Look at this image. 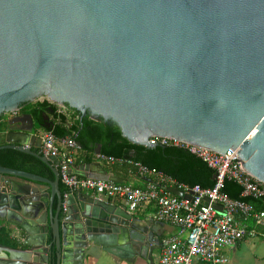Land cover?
Instances as JSON below:
<instances>
[{
  "label": "water",
  "instance_id": "1",
  "mask_svg": "<svg viewBox=\"0 0 264 264\" xmlns=\"http://www.w3.org/2000/svg\"><path fill=\"white\" fill-rule=\"evenodd\" d=\"M42 97L132 143L237 149L236 164L264 183V0H0V149L37 157L54 175L0 166V232L22 244L0 241V264L149 256L160 242L126 205L61 189L32 116L17 114ZM80 168L125 182L99 161Z\"/></svg>",
  "mask_w": 264,
  "mask_h": 264
},
{
  "label": "built area",
  "instance_id": "2",
  "mask_svg": "<svg viewBox=\"0 0 264 264\" xmlns=\"http://www.w3.org/2000/svg\"><path fill=\"white\" fill-rule=\"evenodd\" d=\"M41 154L50 159L57 169L61 183L69 190H93L103 198H116L125 202L129 212H136L141 206L155 207V217L177 227L176 234L163 239L157 264H195V261L224 264L227 258L222 249L236 244L245 236L260 233L264 228V211H256L252 205L230 198L222 192L226 178L242 186V196L261 197L264 183L243 171L234 161L237 149H227L223 155L209 149L183 143L169 137L153 136L151 145H174L187 148L201 158L215 171L212 187L189 186L178 183L156 169L140 162H130L141 176L156 177L155 183L137 187L122 182L99 180L78 175L72 171L80 147L72 137L58 138L51 131H40ZM94 160L107 164L117 163L114 157L94 153ZM60 157V159H58ZM171 185L188 197L177 196L161 188ZM205 199L208 203L205 204ZM221 206L218 210L216 206ZM252 220L255 226H249Z\"/></svg>",
  "mask_w": 264,
  "mask_h": 264
},
{
  "label": "trees",
  "instance_id": "3",
  "mask_svg": "<svg viewBox=\"0 0 264 264\" xmlns=\"http://www.w3.org/2000/svg\"><path fill=\"white\" fill-rule=\"evenodd\" d=\"M69 110L71 114L63 113L56 103L48 99H38L22 105L19 111L30 114L38 128L51 131L58 138L72 137L79 145V151L89 155V160L92 156L94 159L93 153L100 145V153L114 157L121 165L132 166L130 162H140L148 168L156 169L173 178L178 183H185L189 186L197 184L201 187L214 185L215 171L187 148L174 145L145 146L132 143L122 135L116 125L108 124L102 119L94 120L88 114L81 118L79 111L72 108ZM4 142V139L0 138V145L5 144ZM0 166L54 179L53 173L44 162L15 149H0ZM60 186L66 190L63 184L60 183ZM242 191V186L235 180L225 179L223 193L232 199L252 205L256 211H264V195L261 197L242 196ZM249 226H255L254 221L250 220Z\"/></svg>",
  "mask_w": 264,
  "mask_h": 264
},
{
  "label": "crops",
  "instance_id": "4",
  "mask_svg": "<svg viewBox=\"0 0 264 264\" xmlns=\"http://www.w3.org/2000/svg\"><path fill=\"white\" fill-rule=\"evenodd\" d=\"M59 110L63 113L69 112L63 106L58 105ZM21 109V108H20ZM19 109V110H20ZM70 113V112H69ZM17 114H23L21 111H18ZM71 114V113H70ZM14 114H9L6 117H12ZM5 117V116H4ZM42 129L38 128L35 124V133L40 136L39 132ZM98 147V146H97ZM40 149V148H38ZM97 150V148H96ZM96 150L94 153H96ZM93 153V154H94ZM85 154L82 151L77 152L75 157V171L76 172H84V169L80 168L87 163H92L94 160L92 159V154ZM88 158V159H87ZM105 170L109 172H113L115 176L119 178H123L125 183L131 184L137 187H144L148 182H146L143 177L137 173L136 169L133 166L129 165H121V163L117 162L114 164H107L104 162H100ZM147 178L152 179L154 182L156 181V177L154 176H146ZM163 189L172 187L171 185H161ZM66 190H69L66 188ZM77 191V190H75ZM83 192L89 194H96L93 190L82 189ZM109 202H113L116 205L125 204L124 201L116 198H105ZM134 216L139 220V223L142 227H145L148 231V234L151 233L153 237L157 238L159 242L166 237L174 235L177 233V227L170 225L169 223L158 221L155 217V207L153 205H143L136 212H134ZM260 233L254 236H245L241 240H239L236 244L230 247H225L222 249L223 255L227 258V262L224 264H264V228L259 227ZM0 241L4 244H11L12 246L19 247L21 246V242L18 239L12 240L8 239L6 235V229L3 228L0 232ZM161 252V245L155 247L151 255L149 256H135L132 260H129L124 257H117L114 255H110L109 253L99 252L94 255L85 256L84 264H157L158 258ZM195 264H212L210 262L203 261H195Z\"/></svg>",
  "mask_w": 264,
  "mask_h": 264
},
{
  "label": "flooded vegetation",
  "instance_id": "5",
  "mask_svg": "<svg viewBox=\"0 0 264 264\" xmlns=\"http://www.w3.org/2000/svg\"><path fill=\"white\" fill-rule=\"evenodd\" d=\"M0 138L1 139H4V141H5V137H4V135H0ZM5 143V142H4ZM60 183H61V181H60ZM62 184V183H61ZM61 189L63 190V187H61ZM52 264V263H51Z\"/></svg>",
  "mask_w": 264,
  "mask_h": 264
},
{
  "label": "rangeland",
  "instance_id": "6",
  "mask_svg": "<svg viewBox=\"0 0 264 264\" xmlns=\"http://www.w3.org/2000/svg\"><path fill=\"white\" fill-rule=\"evenodd\" d=\"M42 99H47V98H45V97L39 98V100H42Z\"/></svg>",
  "mask_w": 264,
  "mask_h": 264
}]
</instances>
